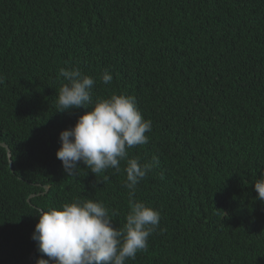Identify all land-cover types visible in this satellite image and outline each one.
I'll return each instance as SVG.
<instances>
[{"label":"trees","instance_id":"16d2710c","mask_svg":"<svg viewBox=\"0 0 264 264\" xmlns=\"http://www.w3.org/2000/svg\"><path fill=\"white\" fill-rule=\"evenodd\" d=\"M70 67L152 124L128 153L158 158L134 198L161 220L127 264H264V0H0V264L42 256L36 208L90 198L126 223L125 161L67 175L56 157L86 110L57 111Z\"/></svg>","mask_w":264,"mask_h":264},{"label":"clouds","instance_id":"9594fccd","mask_svg":"<svg viewBox=\"0 0 264 264\" xmlns=\"http://www.w3.org/2000/svg\"><path fill=\"white\" fill-rule=\"evenodd\" d=\"M63 77L57 111L83 108L75 123L59 133L56 157L67 175L75 173L81 163L97 175L107 169L121 171L125 161L129 190V210L123 227L113 226V216L103 202L90 198H73L47 209L36 208L37 222L32 239L42 253L36 264H127L138 251L146 250L148 238L158 228L161 215L144 201L134 198L136 186L158 164V158L141 164L129 157L128 150L148 143L150 120L143 118L134 96L113 92L110 96H93L94 79L77 67L61 68ZM0 76V83H3ZM106 70L104 84L112 82ZM107 179V177H104ZM257 199L264 201V172L252 184ZM46 257V258H45Z\"/></svg>","mask_w":264,"mask_h":264},{"label":"water","instance_id":"95a60500","mask_svg":"<svg viewBox=\"0 0 264 264\" xmlns=\"http://www.w3.org/2000/svg\"><path fill=\"white\" fill-rule=\"evenodd\" d=\"M0 145L4 146V147L6 148V150H7V154H8V156H9L10 152H9V150H8L7 146H6L4 143H0ZM9 166H10V167L12 166V164H11V161H10V160H9ZM29 197H30V196H29Z\"/></svg>","mask_w":264,"mask_h":264}]
</instances>
